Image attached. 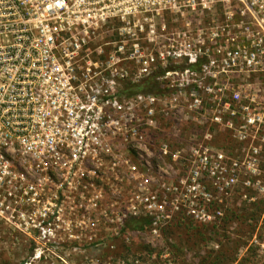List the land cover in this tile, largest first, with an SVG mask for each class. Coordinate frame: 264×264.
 Here are the masks:
<instances>
[{"label":"built area","instance_id":"obj_1","mask_svg":"<svg viewBox=\"0 0 264 264\" xmlns=\"http://www.w3.org/2000/svg\"><path fill=\"white\" fill-rule=\"evenodd\" d=\"M235 201L264 229V0H0V222L114 251Z\"/></svg>","mask_w":264,"mask_h":264},{"label":"rangeland","instance_id":"obj_2","mask_svg":"<svg viewBox=\"0 0 264 264\" xmlns=\"http://www.w3.org/2000/svg\"><path fill=\"white\" fill-rule=\"evenodd\" d=\"M237 202L229 206L223 227L209 229L207 237L191 239L192 231L177 227L166 234L168 239L151 241L140 231L126 243L110 241L114 251H71L74 245L62 241L48 244L50 251H41L44 243L30 238L28 226L16 229L0 222V264H113L125 254L129 259L141 257L143 261L135 264H264V251L252 241L256 234V242L264 243L263 204L241 202L237 207ZM211 243H218V249Z\"/></svg>","mask_w":264,"mask_h":264},{"label":"trees","instance_id":"obj_3","mask_svg":"<svg viewBox=\"0 0 264 264\" xmlns=\"http://www.w3.org/2000/svg\"><path fill=\"white\" fill-rule=\"evenodd\" d=\"M153 90H157V84L154 82H150L148 85L143 86L142 88L137 85H129L127 94L132 95L138 92H153ZM147 226V220L146 219H135V220H129L125 222V231H142ZM200 238L201 235L199 232H197ZM124 243V242H123ZM129 259V255L125 254L124 256H119L117 259L112 260L113 264H135L136 262L143 261L140 258H134ZM166 264V263H163Z\"/></svg>","mask_w":264,"mask_h":264}]
</instances>
